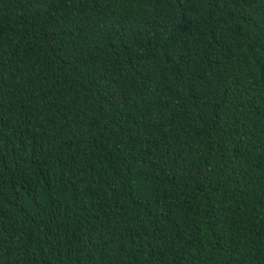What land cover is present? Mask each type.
I'll return each instance as SVG.
<instances>
[{
	"label": "trees",
	"instance_id": "obj_1",
	"mask_svg": "<svg viewBox=\"0 0 264 264\" xmlns=\"http://www.w3.org/2000/svg\"><path fill=\"white\" fill-rule=\"evenodd\" d=\"M0 264H264V0H0Z\"/></svg>",
	"mask_w": 264,
	"mask_h": 264
}]
</instances>
